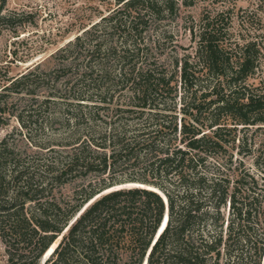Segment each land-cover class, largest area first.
Here are the masks:
<instances>
[{"label": "trees", "instance_id": "1", "mask_svg": "<svg viewBox=\"0 0 264 264\" xmlns=\"http://www.w3.org/2000/svg\"><path fill=\"white\" fill-rule=\"evenodd\" d=\"M198 1L113 0L56 68L2 76L0 129L43 134L35 159L0 142L11 264L50 247L43 264H264L262 18L235 4L181 15ZM238 143L258 174L233 165Z\"/></svg>", "mask_w": 264, "mask_h": 264}, {"label": "rangeland", "instance_id": "2", "mask_svg": "<svg viewBox=\"0 0 264 264\" xmlns=\"http://www.w3.org/2000/svg\"><path fill=\"white\" fill-rule=\"evenodd\" d=\"M3 2L4 7L0 16L11 13L17 21L13 24L0 25V79L2 76L5 77L4 74L8 76L22 74L38 63H41L42 69L56 68L58 59L54 57V54L57 50L74 40L77 35L82 34L84 30L99 21L102 15L107 14L114 7L113 0H0V6ZM233 4H235V17L243 11H256L263 22L259 31L264 32V0L198 1L189 8H183L181 15L191 14L195 19H199L206 10L224 9ZM235 25L237 26L238 23ZM189 39L188 34L182 35L180 42L187 46L190 44ZM7 62L9 65H6ZM61 80L62 86H64V79ZM41 92L43 91L41 90ZM9 135L11 136L10 142L16 148V152L31 159L37 157L38 147L31 146L29 142L38 141L43 134L39 129H36L35 125L21 127L18 120L12 118L8 125L0 129V142ZM257 136L259 137L256 138L255 148L258 149L259 139L264 140V130L261 135ZM238 145L239 143L234 148H230L235 153L233 165H240L243 161L242 165L258 174L257 153L251 156L239 154ZM226 158H223V161ZM217 160L222 162L221 159ZM78 182L79 180L67 184L63 189L64 194L72 196L75 187L80 185ZM52 249L50 248L47 254ZM46 259L47 255L40 261V264ZM0 264H11L9 249L1 239Z\"/></svg>", "mask_w": 264, "mask_h": 264}, {"label": "water", "instance_id": "3", "mask_svg": "<svg viewBox=\"0 0 264 264\" xmlns=\"http://www.w3.org/2000/svg\"><path fill=\"white\" fill-rule=\"evenodd\" d=\"M119 187H123V186H116V188H119ZM157 191H159L163 196H164V198L166 199V196L158 189ZM166 214L164 215V217H163V220H162V222H161V224H160V226H159V228H158V230H157V232H156V235H155V237H154V241L156 240V238L159 236V234H160V230H161V228L163 227V225H164V222H165V220H166ZM162 231V230H161ZM63 234L64 233H62L61 234V237L59 238V240H58V243H57V245L59 244V242H60V240L62 239V237H63ZM154 241H153V243H154ZM153 243H152V245H153ZM151 245V246H152ZM51 248V247H50ZM151 249V248H150ZM49 251V249H47V251L43 254V256H42V259L47 255V252ZM150 251V250H149ZM41 259V260H42ZM48 259V258H47ZM46 259V260H47ZM46 260H44V262L46 261ZM146 261H147V257H146V259H145V261H144V263L143 264H146ZM43 262V263H44ZM42 263V264H43Z\"/></svg>", "mask_w": 264, "mask_h": 264}]
</instances>
